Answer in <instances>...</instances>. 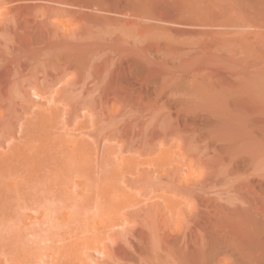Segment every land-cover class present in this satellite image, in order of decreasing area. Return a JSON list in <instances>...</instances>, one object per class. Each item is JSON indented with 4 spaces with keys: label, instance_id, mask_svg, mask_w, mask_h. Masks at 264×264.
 <instances>
[{
    "label": "rangeland",
    "instance_id": "rangeland-1",
    "mask_svg": "<svg viewBox=\"0 0 264 264\" xmlns=\"http://www.w3.org/2000/svg\"><path fill=\"white\" fill-rule=\"evenodd\" d=\"M61 1L0 0V212L52 210L59 264H146L159 236L162 264H264V0ZM40 6L65 35L42 74Z\"/></svg>",
    "mask_w": 264,
    "mask_h": 264
},
{
    "label": "bare ground",
    "instance_id": "bare-ground-1",
    "mask_svg": "<svg viewBox=\"0 0 264 264\" xmlns=\"http://www.w3.org/2000/svg\"><path fill=\"white\" fill-rule=\"evenodd\" d=\"M112 1H114V0H112ZM111 1V2H112ZM129 1H132V0H129ZM128 0H126V3H128V5H132L133 4V8H135L136 7V5L134 4L135 2L134 1H132L133 3H131V2H129ZM60 1H58V3H59ZM61 2H65L66 3V1H61ZM102 2V1H101ZM100 1L98 2V3H101ZM104 2V1H103ZM118 2V1H117ZM116 2V4H119V3H117ZM57 3V2H56ZM62 3V4H63ZM95 3H97V0H96V2ZM106 3V5H108L107 4V2H105ZM105 3H103V4H105ZM125 3V4H126ZM130 3V4H129ZM137 3V2H136ZM59 4H61V3H59ZM92 4H93V2H92ZM102 4V6H104ZM113 3H111V4H109V6L110 5H112ZM115 4V3H114ZM138 4V3H137ZM140 4V3H139ZM98 5V4H97ZM134 5H135V7H134ZM86 5H84V7H85ZM87 6H88V8H90V7H93V8H95V10H98V9H96V6L94 5V6H90L89 7V5L87 4ZM86 6V7H87ZM119 6H121V5H119ZM98 7V6H97ZM100 7V6H99ZM112 7H114L113 5H112ZM141 7H142V5H141ZM40 9L41 8H43V6H40L39 7ZM39 8H37L38 10H39ZM46 8V7H45ZM45 8H43V11H44V9ZM47 8H48V6H47ZM87 8V9H88ZM103 9L104 8H106L105 6L104 7H102ZM101 7H100V11L102 12H98V11H95L94 9V11L96 12V14L98 15V14H101V15H99V17L100 16H105V14H109V13H103V9H102ZM126 8H127V4H126ZM132 8V9H133ZM138 8V6L136 7V9ZM143 8H145L144 6H143ZM143 8H141V10H139L140 12L138 13V14H140V13H142V14H140V15H138V23L140 22L139 20H141V22L142 21H147L145 24L144 23H142V24H144V26L145 27H149L150 26V24H148L149 26H146V24L148 23V17H146L147 16V14H145V11H144V13L143 12H141L142 11V9ZM52 9V8H51ZM51 9H49L50 11H51ZM107 9V8H106ZM108 9H110V8H108ZM114 9H115V7H114ZM116 9H118L117 7H116ZM115 9V10H116ZM122 9H123V7H122ZM139 9H140V7H139ZM146 9V8H145ZM35 10V9H34ZM33 10V11H34ZM53 10V9H52ZM55 10V9H54ZM53 10V11H54ZM105 10V9H104ZM127 9H125V11L124 12H126V13H124V15L126 14L127 15V17H128V15L130 14L129 13V11H126ZM41 11V10H40ZM40 11L38 12V13H40ZM94 11H92V12H94ZM113 11V10H112ZM112 11L110 12V13H112ZM120 11H122V10H120ZM119 11V13H121ZM134 11H135V9H134ZM137 11H138V9H137ZM47 12H49V11H47ZM47 12H43L42 13V11H41V13L44 15V17H46V19H45V23H46V20H47V18L48 17H50L49 16V14L47 15ZM118 12V11H117ZM130 12H132V10L130 11ZM36 13V12H35ZM41 13H40V16H41ZM128 13V14H127ZM103 14V15H102ZM123 14V13H122ZM121 14V15H122ZM263 14V13H262ZM13 15V14H12ZM51 15V14H50ZM96 15V17H98ZM110 15H112V14H110ZM115 15V14H114ZM137 15V14H136ZM36 16H37V14H36ZM113 16V15H112ZM116 17L118 16V13L115 15ZM131 16V15H130ZM129 16V17H130ZM134 16V15H133ZM132 16V17H133ZM38 18L37 19H41L42 17H40L39 18V15L37 16ZM43 17V18H44ZM52 17V16H51ZM92 17V16H91ZM96 17H94V19L95 20H97L98 19V21H95V22H98V24L100 23V24H102L101 22H99V19H100V21L101 20H103V19H105V17L103 18V17H101V18H103V19H101V18H96ZM119 17H120V15L118 16V20H119ZM126 17V16H125ZM125 17H123V15H122V18H125ZM126 17V19L127 20H129L128 22H124L125 21V19H121V21L122 20H124L123 21V23H124V28H125V25H126V28L128 27V26H130V24H133V22H135L134 20H131V21H133L132 23H129L130 22V19H129V17L127 18ZM136 17V16H135ZM108 18H109V20H111V18L108 16ZM113 18H115V17H113ZM136 18V19H137ZM11 19H13L14 20V17H12L11 16ZM132 19V18H131ZM44 20V19H43ZM42 20V21H43ZM71 20V19H70ZM69 20V21H70ZM92 20V19H91ZM108 20V19H107ZM107 20L105 21V22H107ZM115 20H117L116 18L113 20L114 22H115ZM87 21V20H86ZM120 20L119 21H117V23L118 22H121ZM9 22H11V21H9ZM62 22V21H61ZM79 22L81 23V20L79 21H77V23H76V21H75V23L76 24H79ZM83 22V21H82ZM90 22V21H89ZM89 22H87V23H89ZM95 22H93L92 21V24H94ZM104 22V21H103ZM109 22V21H108ZM111 23H112V21H110ZM110 22H109V24L108 23H106V25H108V26H103L104 28H108V29H111L113 26H112V24H110ZM113 22V23H114ZM44 23V21L41 23V24H43L42 25V28L44 29V32H42L43 31V29H42V36L41 37H43V36H46V38H45V47L41 50V57H45V60L44 61H40V63L38 62L37 63V65H35L34 67L36 68L37 66H38V69L37 70H39V73L42 71H40V69L39 68H43V70L45 69V70H49L50 71V67H51V57L52 56H50L51 55V50H52V48H51V50H50V46H49V42L50 43H53L51 40L52 39H54L53 38V33L55 34L56 32H57V30L58 29H60L59 28V26H58V29L55 31V32H53V31H51V28L52 29H55V28H53V25L52 24H50V23H46L45 24ZM67 24H69L68 23V21L66 22ZM75 23H73V24H75ZM116 23V24H117ZM122 23V24H123ZM63 24V23H62ZM72 24V23H71ZM97 24V23H96ZM95 24V25H96ZM99 24V25H100ZM121 24V23H120ZM119 25V23L117 24V25H119L118 26V28H120L121 26H123V25ZM140 24V23H139ZM52 25V27H48V26H51ZM65 25V24H64ZM80 25V24H79ZM109 25L111 26V28H109ZM74 26H76V25H74ZM78 26V25H77ZM93 26V25H92ZM91 25H90V27H92ZM136 26H138V25H136ZM141 27H140V31H142L143 30V28L142 27H144V26H142V25H140ZM159 26V25H158ZM1 28H0V40H2L3 42V44L4 45H6L7 44V39H8V37H7V35H6V31H5V28H4V26L1 24V26H0ZM95 27V26H94ZM101 27L102 26H98V27H96V31L100 28L101 29ZM103 27H102V29H103ZM114 27L115 28H117L115 25H114ZM133 28V25L132 26H130V28ZM144 27V28H145ZM155 27H156V25H155ZM160 27V26H159ZM57 28V27H56ZM141 28H142V30H141ZM150 28V27H149ZM149 28H147V29H149ZM92 29H94V28H92ZM101 29V30H102ZM108 29H106V30H108ZM128 29V28H127ZM147 29H146V31H147ZM225 29H227V28H225ZM62 30V29H61ZM138 30V29H137ZM145 30V29H144ZM109 31V30H108ZM64 34V32L63 31H60L59 33L60 34H55L56 36H59V35H61V37L63 36H65V35H63L62 33ZM145 32V31H144ZM144 32H142V34L144 33ZM229 32V31H228ZM232 32V31H231ZM231 32H229V34L227 33V35L226 34H224V35H222V31H221V33H219L220 35H222V36H224V42H225V36H230V35H232V36H234V34H233V32H232V34H230ZM235 33V32H234ZM245 32H243V34H244ZM146 34L147 33H145V35H143L141 38H144L145 39V37H146ZM209 34V33H208ZM213 34H215L214 32L211 34V35H213ZM217 34V35H216ZM215 35L216 36H219V34L218 33H216ZM139 35H140V33H139ZM210 35V34H209ZM70 36V35H69ZM69 36H67V37H69ZM135 36V35H134ZM221 36V37H222ZM239 36H241V35H239ZM244 36H245V34H244ZM243 35L241 36V38L242 37H244ZM60 37V38H61ZM67 37H65V38H67ZM140 37V36H139ZM138 37V38H139ZM44 38V37H43ZM59 38V37H58ZM57 38V39H58ZM83 39V37H81L80 36V39ZM137 38V39H138ZM218 38V37H217ZM48 40V42H47V40ZM55 39H56V37H55ZM62 39L63 38H61V41H62ZM79 39V40H80ZM216 39V38H215ZM219 39H220V37H219ZM218 39V40H219ZM226 39H228V37L226 38ZM244 39V38H243ZM50 40V41H49ZM59 40V39H58ZM65 39H63V41H64ZM76 40H77V38H76ZM141 41H140V43H142V41H145V40H142V39H140ZM139 41V40H138ZM222 41V40H221ZM264 41V40H263ZM218 42V41H217ZM232 42V41H231ZM230 42V43H231ZM241 42V41H240ZM262 42V41H261ZM137 43H139V42H137ZM144 44H145V42H144ZM226 44V43H225ZM50 45H52V44H50ZM139 45V44H138ZM228 45V44H227ZM260 45H262V43L260 44ZM264 45V44H263ZM146 46V45H145ZM144 46V47H145ZM220 46H221V44H220ZM51 47H53V45L51 46ZM141 47V46H140ZM144 47H142L141 49L142 50H144L145 51V49H144ZM141 50V51H142ZM142 53V56L144 57V53L143 52H141ZM146 53V52H145ZM40 56V55H39ZM145 56H147V55H145ZM143 57H142V59H143ZM145 58V57H144ZM38 59V58H37ZM146 60V59H145ZM147 61V60H146ZM140 62H141V60H140ZM143 62H145L144 60H143ZM36 63V62H35ZM133 62H131V64H132ZM135 63V62H134ZM133 63V64H134ZM33 65V64H32ZM139 65V64H138ZM147 65V64H146ZM41 66V67H40ZM33 67V68H34ZM136 67V66H135ZM33 69V71L34 70H36V69ZM37 70L36 71H34V72H37ZM45 73V71L43 72V74ZM41 74H42V72H41ZM248 87H250V86H248ZM247 87V88H248ZM252 87H253V85H252ZM45 88V87H44ZM49 88V87H48ZM256 88V87H255ZM32 89V88H31ZM30 89V90H31ZM37 89V88H36ZM36 89H33L34 91H35V96H37L38 95V93L40 92V89L41 88H38L39 89V92H38V89L36 90ZM252 89V88H251ZM250 89V90H251ZM43 90H45V89H43ZM239 90V89H238ZM255 90V89H254ZM257 90H258V88H257ZM237 91V90H236ZM242 91V90H241ZM253 91V90H252ZM26 92V91H25ZM28 92V91H27ZM259 92V91H258ZM41 94H43L42 92H40ZM230 93V92H229ZM242 93V92H241ZM244 93V92H243ZM33 94V93H32ZM237 94V93H236ZM251 94V93H250ZM253 94V93H252ZM254 94H255V92H254ZM40 95V94H39ZM233 95V94H232ZM245 96V95H244ZM253 96V95H252ZM34 97V96H33ZM234 97V96H233ZM236 97V96H235ZM242 97V96H241ZM255 97H257V96H255ZM245 98V97H244ZM253 98V97H252ZM232 99V98H231ZM234 99V98H233ZM249 99V98H248ZM259 100V99H258ZM261 100V99H260ZM259 100V101H260ZM239 101V100H238ZM247 101V100H246ZM228 102V101H227ZM234 102H237V100L235 101V99H234ZM234 102H232V100L230 101V102H228V105H229V103H234ZM242 102V101H241ZM238 103V102H237ZM249 103V102H248ZM255 103V102H254ZM253 103V104H254ZM257 103H258V101H257ZM240 104V103H239ZM225 105H226V103H225ZM230 105H233V104H230ZM234 105H235V103H234ZM237 105V104H236ZM246 105H247V103H246ZM255 105V104H254ZM227 106V105H226ZM241 107V106H240ZM245 107V106H244ZM235 108V107H234ZM236 108H239V106H237ZM240 109V108H239ZM242 109V108H241ZM250 109V108H249ZM257 109V108H256ZM236 110V109H235ZM247 110V109H246ZM223 111V110H222ZM29 112V111H28ZM239 112H244V111H239ZM246 112V111H245ZM254 112V111H253ZM33 113V112H32ZM35 113V112H34ZM241 113V114H242ZM241 114H239L240 116H241ZM245 113H243V115H244ZM32 115V114H31ZM238 115V114H237ZM30 116V115H29ZM33 116V115H32ZM31 116V117H32ZM35 116V115H34ZM239 116V117H240ZM245 116V115H244ZM244 116H241L240 117V119L241 118H243ZM247 117H245V119H246ZM35 119V118H34ZM32 120H33V118H32ZM250 120V119H249ZM23 122H25V121H23ZM19 123V122H18ZM21 124H23L22 122H21ZM25 124V123H24ZM28 124H30V123H28ZM1 126V125H0ZM31 126V125H30ZM25 128V127H24ZM23 128V129H24ZM20 129H22V128H20ZM29 129V128H28ZM26 130V129H25ZM29 131V133H24V132H22V136H21V139H25L26 141H31L32 139H30L31 137H32V135L33 134H35V133H30V130H28ZM32 131V130H31ZM21 133V132H20ZM14 136V135H13ZM19 136V135H18ZM17 136V137H18ZM35 136H37L36 134L34 135V138H35V140H36V138L37 137H35ZM19 138V137H18ZM34 140V141H35ZM33 141V140H32ZM31 141V142H32ZM17 142V141H16ZM24 143H26V142H24ZM26 144H28V143H26ZM22 145V144H21ZM14 148V147H13ZM18 148V147H17ZM4 150H6V149H3V151ZM8 150V149H7ZM8 152V151H7ZM10 153V152H9ZM8 153V154H9ZM3 156H5V155H3ZM2 156V157H3ZM8 156V155H7ZM10 156V155H9ZM8 156V157H9ZM9 160V159H8ZM20 161V160H19ZM1 162V161H0ZM5 162V161H4ZM6 163V162H5ZM1 164H2V162H1ZM0 164V167L1 166H3V164L1 165ZM11 164H13V162L11 163ZM11 164H7L9 167H3L2 169H3V171H5L4 169H6V170H8V171H10L11 170V168L12 167H15V169H14V171L16 172L17 171V166H15L16 165V163H15V165H11ZM22 164V163H21ZM11 165V166H10ZM24 166V165H23ZM27 165H25V167H26ZM19 167V166H18ZM20 167H22V166H20ZM19 167V168H20ZM1 169V168H0ZM13 169H12V171H13ZM22 169V168H21ZM20 169V170H21ZM23 169H24V167H23ZM22 169V170H23ZM26 169V168H25ZM24 169V170H25ZM20 170L18 169V171L20 172ZM23 170V171H24ZM12 172V173H14V174H11V171L9 172V173H7V171H6V173H5V175H8V177H9V174H11L12 175V177H14V175L16 176V175H18L19 173H18V171H17V173L15 174V172ZM31 172V171H30ZM1 173V172H0ZM2 175H3V173H2ZM4 175V176H5ZM7 176H5L4 178H6ZM11 177V178H12ZM10 178V179H11ZM6 179H8V178H6ZM12 181V180H11ZM14 183V182H13ZM13 186H15L14 184H13ZM9 188V187H8ZM12 189V188H11ZM15 189V188H14ZM32 189H35L34 188V186H33V188ZM34 191V190H33ZM1 192V191H0ZM16 192V191H15ZM20 192V191H19ZM46 192H48V190L46 191ZM26 194V193H25ZM34 194V193H33ZM32 194V195H33ZM36 194V193H35ZM63 194V193H62ZM16 195V194H15ZM48 195V194H47ZM58 195V194H57ZM64 195V194H63ZM62 195V196H63ZM27 196H29V195H27ZM37 196V195H36ZM8 197V196H7ZM16 197V196H15ZM33 197V196H32ZM43 197V196H42ZM56 196H54V198H55ZM52 198V197H51ZM58 198H60V197H58ZM9 199V198H8ZM12 199V198H11ZM29 199V198H28ZM28 199H26V201L24 202V205L26 204H28V202L30 201V200H28ZM34 199V198H33ZM48 199H49V197H48ZM62 199V198H61ZM6 200V199H5ZM15 200H16V198H15ZM22 201H23V198L21 199ZM38 200V199H37ZM41 200V199H40ZM44 200V199H43ZM57 200V199H56ZM12 201V200H11ZM13 201H14V199H13ZM18 201H19V199H18ZM18 201L16 200V202H15V204H14V206L16 205V203H18ZM28 201V202H27ZM45 201V200H44ZM49 201V200H48ZM53 201H55V200H53ZM59 201V200H58ZM3 202V201H2ZM11 204H12V202H10ZM10 203H8L7 202V204L9 205ZM48 203V202H47ZM58 203V202H57ZM56 203V204H57ZM60 203H61V201H60ZM66 203H68L67 201H66ZM5 204V203H4ZM22 204H23V202H22ZM30 204V203H29ZM35 204V203H34ZM38 204H40V202L38 203ZM49 204V203H48ZM1 205V204H0ZM3 205V204H2ZM1 205V207H4V206H2ZM31 205V204H30ZM30 205H28L29 206V209H32V205L30 206ZM13 206V207H14ZM34 206V205H33ZM47 206V205H46ZM58 206V205H57ZM6 207V206H5ZM4 207V208H5ZM8 207V206H7ZM6 207V208H7ZM9 207H11L10 205H9ZM16 207H17V205H16ZM19 207V206H18ZM17 207V209L18 210H20L19 208ZM22 206H20V208H21ZM26 207V206H25ZM34 207H36V205L34 206ZM44 207V206H43ZM56 207V206H55ZM65 207H67L68 208V206H65ZM39 208V207H38ZM12 209V208H11ZM10 208H9V210H11ZM17 209H15V210H17ZM24 209V211H25V209L26 208H23ZM46 209H48V208H45V210L42 208V211H44L43 212V214H39V217H36V218H31V217H29L28 219H29V223L28 224H26V223H21V222H19V220L20 219H18L17 220V218H15L16 216L18 217L19 216V213H22V212H24L23 210L22 211H18L17 210V212H19V213H15L16 214V216H15V214H14V218H12V217H9L10 215H7V214H5V213H8L7 211L6 212H4V213H1L0 212V264H59V260H60V257H61V253H60V250H58V249H56V245H54L55 243H56V241L55 240H57L56 239V237H55V240H54V236H52V234H51V232H50V234H51V236L50 235H48V236H44V233H42V232H45V230H43V228L45 229V227H46V225L49 223V221H51L52 219H51V217L53 216V212L52 213H49L50 211H52V210H49V212H48V210H47V212H46ZM0 210H2V208H0ZM4 210H8V208L7 209H4ZM14 210V209H13ZM54 210V209H53ZM59 211H60V208L58 209ZM57 210V211H58ZM28 210H26L24 213H26ZM33 211V210H32ZM35 211V210H34ZM29 212H30V210H29ZM68 212V211H67ZM112 212V211H111ZM12 212H10V214H11ZM14 213V212H13ZM13 213H12V215H13ZM36 213H38L37 211H36ZM55 213V212H54ZM70 213V212H69ZM79 213V212H78ZM86 213V212H85ZM113 213V212H112ZM116 214H117V212H115ZM23 214V213H22ZM57 214H58V212H57ZM71 214V213H70ZM70 214H68V215H70ZM87 214V213H86ZM107 214V213H106ZM110 214V213H109ZM119 214V213H118ZM8 217H7V216ZM35 215H37V214H35ZM49 215H51V217L49 216ZM73 215V214H72ZM78 215H80V214H78ZM82 215V214H81ZM105 215V214H104ZM108 215V214H107ZM106 215V216H107ZM21 216V217H20ZM18 218H24V217H22L23 215H20ZM24 216H26V215H24ZM55 216V215H54ZM61 216V215H60ZM63 216H65L64 214H63ZM75 216H76V214H75ZM75 216H73V217H75ZM105 216V217H106ZM27 217V216H26ZM25 217V218H26ZM56 217V216H55ZM70 218H72V216L70 215L69 216ZM79 216H77V218H78ZM86 217V216H85ZM81 217H79V219H80ZM108 218H109V216H108ZM49 219H51V220H49ZM55 219V218H54ZM61 219H62V217H61ZM64 219H65V217H64ZM67 219V218H66ZM78 219V220H79ZM27 220V219H26ZM69 220V219H68ZM73 220H75V219H73ZM107 220V219H106ZM63 221V220H62ZM113 221V220H112ZM127 221V220H126ZM27 222V221H26ZM55 222H56V219H55ZM74 222V221H73ZM76 222V221H75ZM108 222H110V221H108ZM50 223H52V221L50 222ZM49 223V224H50ZM54 223V222H53ZM65 223V222H64ZM71 223V222H70ZM69 223V224H70ZM77 223V222H76ZM104 223H106L105 221H104ZM57 224V223H56ZM55 224V225H56ZM93 224L95 225V223L93 222ZM111 224V223H110ZM109 224V225H110ZM117 224V223H116ZM20 225H21V227H20ZM52 225V224H51ZM51 225H48V228H49V226H51ZM109 225H107V226H109ZM45 226V227H44ZM57 226V225H56ZM61 226H62V224H61ZM76 226H79V225H76ZM80 226H81V224H80ZM79 226V227H80ZM96 226V225H95ZM111 226H113V225H111ZM110 226V227H111ZM115 226V225H114ZM64 227V226H63ZM75 227V226H74ZM98 227V226H97ZM103 227H105L104 225H103ZM99 228V227H98ZM101 228V227H100ZM106 229H107V227H105ZM109 228V227H108ZM114 228V227H113ZM153 227H151L150 229H152ZM89 229H90V227H89ZM92 229V228H91ZM50 230H51V228H50ZM63 230V229H62ZM77 230V229H76ZM95 230V229H94ZM57 231V230H56ZM130 230L128 229V231H127V229H126V232L124 231V233H123V236L125 235V243H126V245L130 248V246H129V242H130V240H129V238H130V236H132V234H130L131 232H129ZM151 231V230H150ZM161 231V230H160ZM160 231H159V229H158V232L160 233ZM152 232H153V230H152ZM150 233V234H152L151 236H153V233ZM155 232H157V231H155ZM60 233V232H59ZM71 233V232H70ZM149 234V235H150ZM155 234V233H154ZM61 235V234H60ZM72 235H74V234H72ZM75 235H76V233H75ZM156 236H158V234H155ZM150 236V237H151ZM28 237H31V238H28ZM51 237V238H50ZM62 237H64V234L62 235ZM66 237V236H65ZM94 237V236H93ZM132 237H134V236H132ZM131 237V238H132ZM155 238V237H154ZM158 238V237H157ZM161 237L159 236V238L158 239H160ZM4 239H7L6 240V243L4 244L3 243V241H4ZM65 239V238H64ZM63 239V240H64ZM96 239V238H95ZM158 239H157V241H158ZM10 240V241H9ZM50 240H52V242H53V246H56V247H53L52 245H50V244H52V243H50L51 241ZM68 240V239H67ZM76 240V239H75ZM155 240V242H154V244L151 246L152 248H151V257H150V255H149V257L147 256V254H144V257H148L149 258V260H147L146 262H148V263H146V264H162V262L160 261V259L162 260V258L160 257V258H158L157 256L158 255H156V254H158V252H159V250H161L162 249V245H161V247L160 246H158L159 244H157V241H156V239H154ZM58 242H59V240H57ZM62 241V240H61ZM72 241V240H71ZM5 242V241H4ZM8 242H9V244H8ZM27 242L29 243L28 244V246H27ZM50 244H49V243ZM46 243H48V245L49 246H45V245H47ZM78 243V242H77ZM132 243V242H131ZM33 244V245H32ZM41 244H43V245H41ZM25 245L27 246V248L25 247ZM125 245V246H126ZM53 248H52V247ZM61 246V245H60ZM127 247V248H128ZM58 248V247H57ZM64 248V247H63ZM156 248H157V251H155L156 250ZM158 248H159V250H158ZM161 248V249H160ZM49 249H51V252L49 251ZM60 249V248H59ZM62 249V248H61ZM65 249V248H64ZM113 249V248H112ZM71 250V249H70ZM130 250V249H129ZM150 250V249H149ZM108 251V253H107V255L109 256V259L112 261V260H114V261H112V263L111 264H119V262H120V259H118V258H120V257H117V255H113V253L114 252H112V250H107ZM62 252H64L63 251V249H62ZM69 252V251H68ZM67 252V253H68ZM146 252H148V249L146 250ZM157 252V253H156ZM115 254V253H114ZM62 255H63V253H62ZM146 255V256H145ZM115 256H116V258H115ZM143 256V254L141 255V256H139L140 258H143L144 259V257H142ZM162 256V255H161ZM64 258V257H63ZM62 259V258H61ZM65 259V258H64ZM118 260H119V262H118ZM125 260V259H124ZM126 260H128V259H126ZM142 260V259H141ZM159 260V261H158ZM64 261H66V260H64ZM122 262V261H121ZM123 262H127V261H123ZM130 261H128V263H129ZM143 262V261H142ZM156 262V263H155ZM60 263H64V262H62V260H61V262ZM127 263V264H128ZM65 264V263H64ZM123 264H125V263H123ZM130 264V263H129Z\"/></svg>",
    "mask_w": 264,
    "mask_h": 264
}]
</instances>
